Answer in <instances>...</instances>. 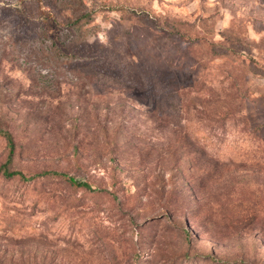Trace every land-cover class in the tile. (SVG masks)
<instances>
[{
	"label": "rangeland",
	"instance_id": "rangeland-1",
	"mask_svg": "<svg viewBox=\"0 0 264 264\" xmlns=\"http://www.w3.org/2000/svg\"><path fill=\"white\" fill-rule=\"evenodd\" d=\"M4 131L0 264H264V0H0Z\"/></svg>",
	"mask_w": 264,
	"mask_h": 264
},
{
	"label": "trees",
	"instance_id": "trees-1",
	"mask_svg": "<svg viewBox=\"0 0 264 264\" xmlns=\"http://www.w3.org/2000/svg\"><path fill=\"white\" fill-rule=\"evenodd\" d=\"M3 133H4L6 140H7L8 152H7V155H6V158L4 159V161L0 163V174L3 175L4 177H11L14 175H17L18 177H21V178L32 177V175L25 176L23 174V172L19 169L8 167L7 164H8V161L10 160V157L12 154L13 141H12L11 135L8 131H4ZM38 173L39 174H41V173H50V174L58 173V174L62 175L70 184H73L76 186H81V187H84L87 189H92L91 185L87 181L82 180V179H77L74 176L67 174L65 172H59L57 170H42Z\"/></svg>",
	"mask_w": 264,
	"mask_h": 264
}]
</instances>
